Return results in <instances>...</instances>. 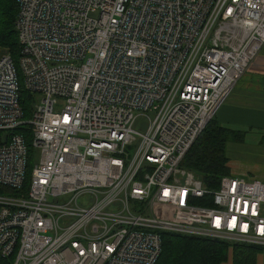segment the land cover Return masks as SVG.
Returning <instances> with one entry per match:
<instances>
[{
	"label": "built area",
	"instance_id": "built-area-1",
	"mask_svg": "<svg viewBox=\"0 0 264 264\" xmlns=\"http://www.w3.org/2000/svg\"><path fill=\"white\" fill-rule=\"evenodd\" d=\"M15 1L0 264H155L164 233L264 249L263 181L181 167L264 46V0Z\"/></svg>",
	"mask_w": 264,
	"mask_h": 264
},
{
	"label": "trees",
	"instance_id": "trees-1",
	"mask_svg": "<svg viewBox=\"0 0 264 264\" xmlns=\"http://www.w3.org/2000/svg\"><path fill=\"white\" fill-rule=\"evenodd\" d=\"M16 15L15 0H0V50L6 51L14 62L19 56L14 27ZM21 98L24 115L27 107L28 115L30 109L29 106L23 105V93ZM246 134L247 131L233 129L213 118L184 157L181 167L194 174L206 188L217 189L220 179L230 175L226 156L227 145L244 143ZM31 163L32 161L28 164L29 169ZM7 192L6 187L0 186V194ZM198 204L203 205L201 202ZM263 250L259 246L164 233L161 254L155 264H221L226 261L229 252L232 254V264H254L256 255Z\"/></svg>",
	"mask_w": 264,
	"mask_h": 264
},
{
	"label": "crops",
	"instance_id": "crops-1",
	"mask_svg": "<svg viewBox=\"0 0 264 264\" xmlns=\"http://www.w3.org/2000/svg\"><path fill=\"white\" fill-rule=\"evenodd\" d=\"M216 116L221 124L247 131L244 143L228 145L229 174L264 182V46ZM221 264H232L230 252ZM254 264H264V250L256 255Z\"/></svg>",
	"mask_w": 264,
	"mask_h": 264
},
{
	"label": "rangeland",
	"instance_id": "rangeland-1",
	"mask_svg": "<svg viewBox=\"0 0 264 264\" xmlns=\"http://www.w3.org/2000/svg\"><path fill=\"white\" fill-rule=\"evenodd\" d=\"M20 84H21V86L23 87V82H22V80H20ZM23 98L26 99L27 102L30 101V100L26 97L25 94H23ZM27 106H28V105H27ZM25 111H26V113H25L26 115H24V119L27 120V119H29V114L27 115L28 107L25 109ZM225 116H226V115H225ZM226 117H227V116H226ZM215 118H217V116H216ZM220 119H221V118H220ZM216 121H218V119H216ZM218 123H222V122L218 121ZM146 125H147L146 121H145L144 119H142V118H139V119H137V121L135 122L133 128H134L135 130H137V131L143 132V131L145 130V128H146ZM228 145H229V144H228ZM228 145H227V147H226V156H227ZM37 156H38V151L35 152V159L37 158ZM241 178H244V177H241ZM193 204H194V205H197V203H193Z\"/></svg>",
	"mask_w": 264,
	"mask_h": 264
}]
</instances>
